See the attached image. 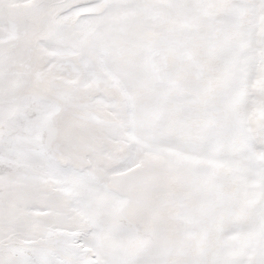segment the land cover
<instances>
[{"label": "snow or ice", "instance_id": "snow-or-ice-1", "mask_svg": "<svg viewBox=\"0 0 264 264\" xmlns=\"http://www.w3.org/2000/svg\"><path fill=\"white\" fill-rule=\"evenodd\" d=\"M0 264H264V0H0Z\"/></svg>", "mask_w": 264, "mask_h": 264}]
</instances>
